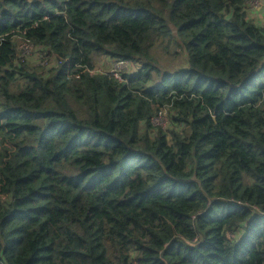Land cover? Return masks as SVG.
<instances>
[{"label":"trees","instance_id":"16d2710c","mask_svg":"<svg viewBox=\"0 0 264 264\" xmlns=\"http://www.w3.org/2000/svg\"><path fill=\"white\" fill-rule=\"evenodd\" d=\"M251 1L0 0V264H264ZM106 57L137 68L77 78Z\"/></svg>","mask_w":264,"mask_h":264},{"label":"built area","instance_id":"2783aa9c","mask_svg":"<svg viewBox=\"0 0 264 264\" xmlns=\"http://www.w3.org/2000/svg\"><path fill=\"white\" fill-rule=\"evenodd\" d=\"M11 39L14 41L17 51L21 54L22 58L26 62L36 63L43 67H49L52 65H55L61 68L65 67L66 70H68L69 72L71 71V67H72L71 64H73L71 61L46 57L44 53L37 51L30 42L26 41L22 35L20 36L13 35ZM3 40H4L3 38H0V44L3 42ZM33 51H35L34 54H33ZM38 56H42L46 58V61L44 62L37 61L36 58ZM75 66L77 67V69L81 70L80 73H77V78L81 74L95 75V74H100V73H106L107 75L111 76L113 79H115L118 82H123L124 80L123 77L125 75H129L132 70L135 71V68L133 67L131 63L123 62V61L112 63L111 64L112 69H110L108 72H105L103 67L98 68L96 66L90 69L87 66H83V67H81L80 65H75Z\"/></svg>","mask_w":264,"mask_h":264},{"label":"rangeland","instance_id":"374dc122","mask_svg":"<svg viewBox=\"0 0 264 264\" xmlns=\"http://www.w3.org/2000/svg\"><path fill=\"white\" fill-rule=\"evenodd\" d=\"M247 14L249 16V19L251 21H254V23L261 29H264V0H252L249 4V9L247 10ZM177 51V52H176ZM35 51H33V54ZM156 58L158 60V64L160 69L163 72L166 71H176L183 66L186 65V57L185 55L178 51L175 47L169 48V51L158 49L155 52ZM37 61L44 62L46 61V58L42 56H38ZM115 63L114 61H111L109 58H101L96 63L95 66L103 67V69L107 68L110 70L112 69L111 64ZM134 68H137V66H134ZM165 115L159 116L156 120H154V123L158 127H162L164 130H167L169 126H167L165 122ZM4 197L0 198V201H3Z\"/></svg>","mask_w":264,"mask_h":264}]
</instances>
